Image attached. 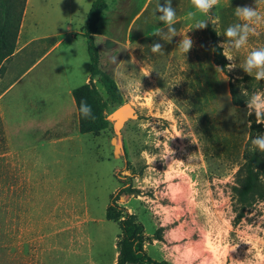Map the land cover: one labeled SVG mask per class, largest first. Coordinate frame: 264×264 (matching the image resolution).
Masks as SVG:
<instances>
[{"label":"rangeland","instance_id":"obj_1","mask_svg":"<svg viewBox=\"0 0 264 264\" xmlns=\"http://www.w3.org/2000/svg\"><path fill=\"white\" fill-rule=\"evenodd\" d=\"M93 1L26 0L21 22L29 41L17 38L21 50L0 70V264H10L18 232L4 220L12 195L9 165L3 158L8 151L18 152L24 171L35 167L41 177L64 172L68 178H61L63 183L75 175V183L86 187L82 201L101 218L84 229L95 239L90 251L85 246L82 255H65L56 245L43 253L47 264L111 263L120 230L104 214L110 195L119 189L124 191L116 197V210L135 217L142 248L151 259L174 264H264V202L248 207L238 220L232 192L249 123L255 120L247 115L246 102L254 94H264V80L244 79L254 73L241 67L251 51L264 47V0H218L214 12L219 20L211 25L225 56H233L231 61L226 58L233 65L227 74L211 61L206 27L187 31L204 19L191 0H172L177 34L170 41L153 34L162 30L167 35V25L157 21L158 12L153 14L157 2L164 6V0H107L94 40L99 68L115 81L121 95L118 103L111 102L96 78L88 77L86 40L79 33ZM18 5L16 0V9ZM237 6H255L262 19L252 25L244 46L230 50L222 33L239 22ZM184 32L193 41L185 55L178 47ZM156 42L162 45L160 53L151 52ZM88 82L106 103V116L128 103L136 118L123 124L119 137L110 120L102 135L81 134L74 141L80 149L73 160L56 162L52 145L36 147L34 163L33 139L55 110L72 98L68 88ZM229 82L245 105L231 103ZM103 156L114 162L113 168L97 159ZM176 183L184 191H172L170 184ZM42 199H37L40 206Z\"/></svg>","mask_w":264,"mask_h":264},{"label":"crops","instance_id":"obj_2","mask_svg":"<svg viewBox=\"0 0 264 264\" xmlns=\"http://www.w3.org/2000/svg\"><path fill=\"white\" fill-rule=\"evenodd\" d=\"M142 9L143 7L134 15L135 18ZM23 28L21 22L17 38L21 36L22 42L28 43L29 39H25ZM17 44L16 40V49L10 57L21 50L22 47ZM57 46L56 43L51 49ZM72 89L68 88V96ZM40 131L41 134L32 141L34 163L38 160L36 147L46 145L53 146L52 153L56 162H61L63 158V161L66 158L74 159L77 148L80 149V145L76 146L74 141L81 133L78 131L77 110L73 97L69 96L65 107L55 110L54 117ZM58 155L61 157H57ZM3 158L9 165L12 192L10 206L4 208L9 216L4 220L9 221L10 226L18 228L16 240L12 242L10 264H47L43 253L55 248L56 245L59 252L65 255L68 253L82 255L85 246L90 251L95 239L86 234L84 229L90 222H101V218L92 212L86 200L82 201V196L86 197V187L82 183H75V175L63 183L61 178H68L64 172H60L58 176L45 174L41 177L37 175L35 167L32 172L24 171L18 152H4ZM97 159L103 161L102 163H109L111 168L114 167V162L105 156ZM41 193L44 194L43 199L40 197ZM37 199H42L41 206ZM42 230L45 231L41 233ZM84 239L86 243L82 242ZM40 247L42 253L38 250ZM117 254L118 252L115 251L110 264L116 263Z\"/></svg>","mask_w":264,"mask_h":264},{"label":"trees","instance_id":"obj_3","mask_svg":"<svg viewBox=\"0 0 264 264\" xmlns=\"http://www.w3.org/2000/svg\"><path fill=\"white\" fill-rule=\"evenodd\" d=\"M18 1V0H17ZM107 0H94L86 15V22L81 28V35L86 40V50L89 59V78H96L104 88L111 102H120L121 95L117 90L115 81L99 68V51L95 43L97 23L102 11L106 7ZM26 0H19L16 9V0H0V70L5 60L14 52L19 26ZM206 32L211 44V61L223 73L227 74L228 61L223 48L218 44L217 31L211 24L206 26ZM243 79V78H242ZM244 79L256 81L252 76H244ZM261 86V84H260ZM228 91L231 103L235 106H243L245 102L240 98L239 91L233 82H229ZM77 110L78 131L81 134L98 135L108 128L110 122L106 119V103L92 82L83 83L71 90ZM81 101L86 102L92 108V117L82 118L79 113ZM264 134V127L253 119L249 126L248 139L242 150V163L238 167L232 192L237 207L236 218L240 220L244 211L256 202H264V153L252 151L250 138ZM259 134V135H260ZM116 194L109 197L105 211V218L117 222L120 237L117 241V258L115 264H174L168 261H156L151 259L142 248L143 237L141 226L136 222L132 214L117 211L115 204Z\"/></svg>","mask_w":264,"mask_h":264},{"label":"clouds","instance_id":"obj_4","mask_svg":"<svg viewBox=\"0 0 264 264\" xmlns=\"http://www.w3.org/2000/svg\"><path fill=\"white\" fill-rule=\"evenodd\" d=\"M192 6L198 12L202 13L204 19L196 23L192 28H205L208 24H214L218 22L219 17L216 16L214 9L218 4V0H191ZM230 3V0H229ZM147 7V5H145ZM159 13L157 16V21L163 22L167 25V35H163V31L153 33L154 35L161 36L164 41H170L171 37L177 34L174 27L176 23V10L172 7V0H164V6H160L157 2L156 7L153 10V14ZM191 15V13H190ZM235 16L238 18L237 23L228 26L223 31V36L228 38L227 43L229 49H240L246 44L249 38V34L253 31L252 25L261 21L262 16L256 7L249 6H237L235 7ZM84 21V16L82 15V24ZM186 31V32H187ZM183 33V38L181 39L178 47L181 52L185 55L192 47V39ZM131 41L129 40V43ZM131 49L130 47H124ZM162 50V45L159 42L153 43L151 47L152 53H160ZM226 58L231 61L233 59L232 55H226ZM111 62L117 63L115 57H111ZM233 65H227V69L231 71ZM243 70L252 75L254 73V78L256 81L264 80V47L257 48L251 51L245 58L243 64L241 65ZM149 72V71H148ZM145 72L143 75H147ZM247 105V115H254L256 123L264 124V94H254L246 102ZM79 113L82 118L92 117V108L86 102L81 101L79 105ZM250 126V123H249ZM250 143L253 146L252 151H257L264 153V134L256 135L250 138Z\"/></svg>","mask_w":264,"mask_h":264},{"label":"water","instance_id":"obj_5","mask_svg":"<svg viewBox=\"0 0 264 264\" xmlns=\"http://www.w3.org/2000/svg\"><path fill=\"white\" fill-rule=\"evenodd\" d=\"M136 116V110L130 104L123 103L107 115L106 119L113 122L116 135L119 137L123 124L129 119L136 118Z\"/></svg>","mask_w":264,"mask_h":264},{"label":"bare ground","instance_id":"obj_6","mask_svg":"<svg viewBox=\"0 0 264 264\" xmlns=\"http://www.w3.org/2000/svg\"><path fill=\"white\" fill-rule=\"evenodd\" d=\"M170 188L172 191H178V190H180V192L184 191V188L180 183L170 184Z\"/></svg>","mask_w":264,"mask_h":264}]
</instances>
